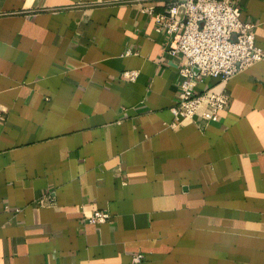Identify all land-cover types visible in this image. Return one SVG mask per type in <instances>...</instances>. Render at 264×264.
I'll return each instance as SVG.
<instances>
[{
  "label": "crops",
  "instance_id": "crops-1",
  "mask_svg": "<svg viewBox=\"0 0 264 264\" xmlns=\"http://www.w3.org/2000/svg\"><path fill=\"white\" fill-rule=\"evenodd\" d=\"M168 1L0 0V264H264V59L177 120ZM235 2L264 49V0Z\"/></svg>",
  "mask_w": 264,
  "mask_h": 264
},
{
  "label": "built area",
  "instance_id": "built-area-1",
  "mask_svg": "<svg viewBox=\"0 0 264 264\" xmlns=\"http://www.w3.org/2000/svg\"><path fill=\"white\" fill-rule=\"evenodd\" d=\"M147 11L155 16L157 31L170 37L169 52L185 58L179 70L180 91L172 109L176 119L194 121L203 107V117L217 121L229 106L230 96L224 91L196 93L197 78L212 77L226 83L263 60L264 49L256 42L255 25L241 20L235 0H169L164 12ZM137 76L136 71L124 73L129 80ZM111 217V212L96 209L83 220L99 224ZM134 259L140 261L141 257Z\"/></svg>",
  "mask_w": 264,
  "mask_h": 264
}]
</instances>
